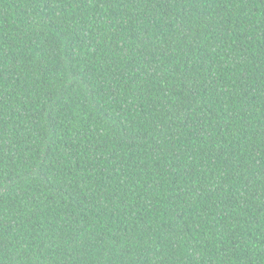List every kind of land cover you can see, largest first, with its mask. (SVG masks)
Wrapping results in <instances>:
<instances>
[{"label":"trees","instance_id":"trees-1","mask_svg":"<svg viewBox=\"0 0 264 264\" xmlns=\"http://www.w3.org/2000/svg\"><path fill=\"white\" fill-rule=\"evenodd\" d=\"M0 264H264V0H0Z\"/></svg>","mask_w":264,"mask_h":264}]
</instances>
